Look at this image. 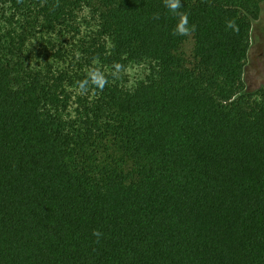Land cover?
Listing matches in <instances>:
<instances>
[{"label":"trees","instance_id":"trees-1","mask_svg":"<svg viewBox=\"0 0 264 264\" xmlns=\"http://www.w3.org/2000/svg\"><path fill=\"white\" fill-rule=\"evenodd\" d=\"M261 3L0 0V264H264Z\"/></svg>","mask_w":264,"mask_h":264},{"label":"rangeland","instance_id":"rangeland-1","mask_svg":"<svg viewBox=\"0 0 264 264\" xmlns=\"http://www.w3.org/2000/svg\"><path fill=\"white\" fill-rule=\"evenodd\" d=\"M195 40L189 37L178 49L188 63L194 60ZM143 72L140 66H132L128 70L131 82L134 83ZM245 82L247 90L254 96H264V0L261 3V10L258 18L254 20L249 55L245 68Z\"/></svg>","mask_w":264,"mask_h":264},{"label":"clouds","instance_id":"clouds-1","mask_svg":"<svg viewBox=\"0 0 264 264\" xmlns=\"http://www.w3.org/2000/svg\"><path fill=\"white\" fill-rule=\"evenodd\" d=\"M168 7L171 10L176 11L180 7V0H168ZM187 24H188L187 16L181 14L179 23L177 24V27H176V32L181 34V35L187 34V32H188ZM232 26L233 25L230 22L229 23V27H232ZM118 67H119V65H117V68ZM89 75L91 76V82L93 84L97 85L100 88H103V86L106 83V81L104 80L102 75L95 74V73H89ZM85 83L86 82H81V84H80V88L81 89L84 88V84ZM93 234L96 235V236L100 235L99 232H94Z\"/></svg>","mask_w":264,"mask_h":264}]
</instances>
